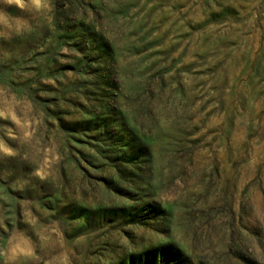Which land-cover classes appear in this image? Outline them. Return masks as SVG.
I'll return each instance as SVG.
<instances>
[{"label":"rangeland","instance_id":"1","mask_svg":"<svg viewBox=\"0 0 264 264\" xmlns=\"http://www.w3.org/2000/svg\"><path fill=\"white\" fill-rule=\"evenodd\" d=\"M47 5L0 0V264H264V0Z\"/></svg>","mask_w":264,"mask_h":264},{"label":"clouds","instance_id":"2","mask_svg":"<svg viewBox=\"0 0 264 264\" xmlns=\"http://www.w3.org/2000/svg\"><path fill=\"white\" fill-rule=\"evenodd\" d=\"M3 3L8 6H15L20 10H26L29 5L39 11L42 8H46L47 0H3ZM0 27L4 29H8L9 31L15 32L17 35L21 32V21L18 17H10L4 11H0ZM4 33L0 32V35ZM0 116H3V113H0ZM10 138L12 137L11 132L8 133ZM0 152L5 153L6 155H12V149L6 146L5 142L0 139ZM12 257L15 258L18 255L22 256H32L34 252L32 248L29 246L28 241L26 238H22V241L17 243L14 248L11 250ZM3 253H0L2 255Z\"/></svg>","mask_w":264,"mask_h":264}]
</instances>
